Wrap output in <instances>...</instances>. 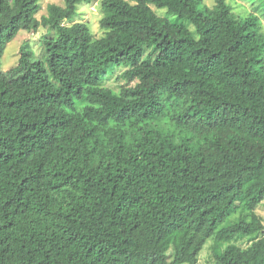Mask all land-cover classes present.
<instances>
[{"label":"trees","instance_id":"16d2710c","mask_svg":"<svg viewBox=\"0 0 264 264\" xmlns=\"http://www.w3.org/2000/svg\"><path fill=\"white\" fill-rule=\"evenodd\" d=\"M60 1L0 0V60L21 30L56 36L0 69V264H198L210 239L207 264H264L258 17L100 0L95 38L74 18L98 0Z\"/></svg>","mask_w":264,"mask_h":264},{"label":"rangeland","instance_id":"374dc122","mask_svg":"<svg viewBox=\"0 0 264 264\" xmlns=\"http://www.w3.org/2000/svg\"><path fill=\"white\" fill-rule=\"evenodd\" d=\"M227 2L231 5L233 12L239 17H244L249 14L257 16L264 32V0H227ZM50 4L64 6L63 2L60 0H41V9L36 16L38 19H40L42 15L46 14V8ZM213 5L214 0H203V6L212 7ZM152 9L158 16L166 17L165 9H157L153 6ZM103 14L104 13L100 7V0L91 4L79 3L76 5V14L74 20L75 22L86 23L93 37L99 38L103 35V30L101 29L99 23L100 19L103 17ZM170 20L173 21L174 18L171 17ZM65 24L69 25L70 23ZM189 29L191 31L194 30L193 26L191 25L189 26ZM49 38H56L55 33L50 28L40 27L35 32H27L24 30L19 31L15 38L5 47L3 56L0 60L1 71L7 72L18 64L20 54L19 50L23 44L29 46V49L34 53L35 60H44V42ZM123 71V68L116 69L113 74L107 76L104 79L103 84L114 91H118L120 86L125 84L124 80L121 78ZM149 82L150 81H145L144 84ZM132 85L143 84L139 80H136L132 83ZM257 213L264 220V204H262L257 209ZM248 244L249 242H244L242 243V246H247ZM213 245L214 242L212 239L206 243L199 255L198 264H207Z\"/></svg>","mask_w":264,"mask_h":264}]
</instances>
